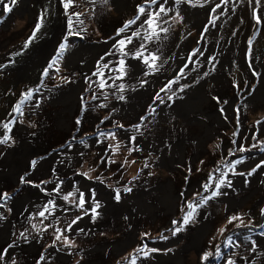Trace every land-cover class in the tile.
I'll return each instance as SVG.
<instances>
[{
    "label": "rangeland",
    "instance_id": "obj_1",
    "mask_svg": "<svg viewBox=\"0 0 264 264\" xmlns=\"http://www.w3.org/2000/svg\"><path fill=\"white\" fill-rule=\"evenodd\" d=\"M5 3L7 0L0 3V141L6 135L9 139L0 142V160L11 148H17L21 144V132L28 134L31 137L29 142L33 140L40 150L33 154L29 164L11 180L4 179V173L10 168L0 161V194L8 197L6 201L0 199V229L8 224L9 230L6 237L0 240V264H100L91 262L97 258L93 255V250L98 246H106L102 252L101 264H131L133 258L135 264H155L159 259L170 257L173 251L182 250L188 242L191 229L201 224L198 216L202 210H209L212 215L209 218V228L201 237L200 246H190L182 253L185 264H202V256L208 252L214 255L203 264H225L229 258L238 262L239 258L250 256L252 241L264 237V228L261 227L264 225V181L254 190L236 193L238 197L247 196L235 205H229L225 201L224 191L228 187V181L232 183L237 177H248L247 173L258 164L261 167L255 174L264 170V151L260 150L264 145L259 143L264 141V95L260 94L258 87L263 84L264 91V71L254 61V54L264 50V22L258 26V30L254 29L252 6L246 2L240 3L239 0H231L223 9L225 15L216 21V27L208 25L209 30L203 33L202 29L208 24L209 11L199 22L191 21L188 15L203 0H199V3L194 0L193 4L183 0H165L164 7L171 8V11L167 15L161 13L159 19L167 20L166 24L161 23L160 26L168 28V32L161 33L160 39L154 40L148 47L158 48L161 60L166 62L160 64L158 61L160 70L145 76V66V70L136 72L137 62L141 61L123 55L117 44L121 38L131 35L133 30L140 32L142 36L146 34L147 26H139L144 20V16H141L140 21L117 35L127 21L137 16L138 6L144 0H107V3L104 0H15V4L10 5L11 11H6ZM64 3L68 4L67 8L63 6ZM215 3L216 0H211L206 6L210 10ZM121 4L129 7L121 10ZM254 6L258 14L264 11V0H259ZM158 7L159 4L153 6V10ZM219 11L221 9H217ZM177 12L182 20L176 17ZM104 21H109L112 25L105 28L102 26ZM38 22L41 26L33 37ZM156 30L159 31V28ZM225 31L230 34L229 43L236 47L239 55L227 65V80L214 79L210 75L200 78L203 72L210 71L212 65L205 66L207 68L201 71L200 76L194 75L191 68L195 66L189 65L185 69V78L180 80V84L189 85L184 90L187 94L195 86L199 87V91L207 90L210 109L217 112L200 115L201 121L213 125L200 142L201 145L190 140L181 143L184 139L181 127L201 133L205 131L202 123L189 121L183 116H178L176 122V117L162 121L161 125L165 129L161 131L155 128L148 132V127L143 123L137 134H146L147 138L154 137L156 146H141L136 141L129 143L127 130H135L133 126L141 123V117L156 114L157 107L167 104V95H171L177 85H173L168 93L160 92V89L175 77L191 51L200 47L201 43L197 42L218 38ZM70 32L74 34L69 35ZM65 36L67 47L62 58L54 65L58 71L50 69L47 76H42ZM30 38L31 42L25 47ZM249 38L253 41L252 51L246 57ZM139 41L141 43L140 38L133 39L131 50L137 48ZM78 42L98 45L100 53L94 55L88 51L82 57L81 64L69 62L70 53ZM224 52L221 50V53ZM95 56L97 57L94 58ZM119 59L125 60V65L120 70L125 76L117 79L120 77L119 71L109 75L115 77L117 82L119 80V85L124 86L123 91L119 85L107 80L112 86L101 90L99 83L103 81L94 73L109 71L114 65L118 68ZM85 61L89 62L86 68L82 66ZM219 61L217 58L215 67ZM164 72L166 76L160 81ZM142 80L147 83L141 84ZM75 85H78V99H74L76 104L73 108L67 109L62 102L61 93L69 91ZM144 87L151 91V100L145 102L143 108L138 106V115L126 112L128 106L139 101L129 93H135ZM36 88H39V92L34 91L32 98L21 105L23 114L15 117V105L25 99L23 94ZM220 88H223L222 93L218 90ZM158 92L165 103H153V97ZM120 96L124 99H119ZM194 105L191 103L189 106ZM237 106L240 108L238 113L235 111ZM221 108L224 109L223 113ZM13 117L14 122L9 123ZM63 118L66 123L61 126L59 121ZM257 121L261 123L258 125ZM6 123L9 124L7 129L4 128ZM95 139H99L100 143ZM77 143L81 146L78 152H71L73 148H69L63 154L65 159L62 163L67 168L57 163L43 173H35V168L43 159ZM254 144L256 146L252 147ZM241 145L247 150L238 151ZM166 155L168 158L164 159L163 156ZM241 157L243 161L235 165L233 174L231 164ZM33 160L36 161L35 165L32 164ZM222 173H227V179L219 189L221 194L203 203L202 198L210 194L203 191V185L209 183L211 176L214 177L212 187H215ZM250 181L248 178V185L252 184ZM83 182L92 186L87 187L88 193L94 192L97 195L104 191L109 199H114L116 189H120L123 198L126 187L147 189L157 182L170 183L175 187L177 195L174 211L170 212L162 205V210L155 209L157 215L142 214L133 238L128 240V232L132 226L129 217L113 216L111 212H107L104 209V199L96 197L92 202V205L99 202V209L104 210L103 214H95L94 219L93 216L86 217L85 211L90 209L86 203L83 208L76 207L74 201L78 202L80 193H84ZM26 193L44 199L23 217L16 216L13 204ZM69 193L73 195L69 200H64L63 197ZM157 193L163 194L161 190ZM146 198L155 203L150 195H146ZM50 199L62 203L64 209L59 213H46L44 217H40L39 212L46 206L53 207ZM185 201L199 202L201 206L183 230L173 235V220L181 221L188 211ZM232 216L242 217L247 226L238 227L239 220L229 223ZM77 217L82 218L68 231V226ZM89 217L92 218L90 224H84ZM57 235H60L59 240L56 239ZM229 236L232 237L234 246H229ZM119 241L124 244L119 250L113 251L112 245ZM32 244L36 247L28 250L26 245ZM141 248L143 251H137ZM145 252L148 253L147 256L144 255ZM250 264H263V258L255 256Z\"/></svg>",
    "mask_w": 264,
    "mask_h": 264
},
{
    "label": "bare ground",
    "instance_id": "obj_2",
    "mask_svg": "<svg viewBox=\"0 0 264 264\" xmlns=\"http://www.w3.org/2000/svg\"><path fill=\"white\" fill-rule=\"evenodd\" d=\"M121 7V8H120ZM129 7V5H125V4H121L119 5V8L121 10H123L124 8ZM209 11V6H199L197 7L194 11L192 12H188L189 15V19L193 22H199L202 21V19L204 18V14L206 12ZM120 22V21H119ZM219 24V23H218ZM112 24H110L109 21H104L102 26L103 27H109ZM228 31H225L223 33L220 34V37L218 38H211L210 40H204L201 46V50L203 51L204 55L203 56H199L197 55L196 57H194V59H198L200 61L199 64L194 65L195 66V71H194V75L196 76H200L201 75V71L203 69H206L205 66H209L212 65L211 63H209L208 61V57L209 56H215L217 57L220 61L219 64L215 67V70H211L209 71V75L211 77H214V79L219 78L220 80L226 81L227 77H226V72L229 70V67H227L228 64H231V60L235 57H238V53L236 52V47L232 44L229 43V37L230 34H227ZM140 41L137 42V47L139 46ZM222 48V49H221ZM100 46L98 45H89L86 43H81L78 42L77 47L73 48V51L70 53V59L69 62H73L75 64H81V61H83V56L88 52H92L94 55L97 53H100ZM224 50V53H221V50ZM96 50V51H95ZM99 50V52H98ZM235 50V51H234ZM255 53V52H254ZM97 56H95L94 58H96ZM180 57H182V55H180ZM93 58V60H94ZM254 61L255 63L262 68V70L264 71V50H259L257 53L254 54ZM137 66H136V72H141L143 71L145 68L141 62H137ZM89 64V62L85 61L84 64L82 63V66L84 68L87 67V65ZM210 67V66H209ZM143 68V69H142ZM163 68V67H162ZM117 66L114 65L111 70L107 71V70H103L101 73L104 74V80H107L115 85H119V80L118 82L116 81L117 79L114 77L112 78V76H110L111 74H115V72L117 71ZM111 73V74H110ZM165 74H163L159 79L160 81L162 80V78H164L166 76V72H164ZM110 74V75H109ZM192 75V76H194ZM119 76L124 77L125 74L122 75L121 71H119ZM109 77H111L112 79H109ZM205 81V80H204ZM203 81V82H204ZM80 83V82H79ZM79 85V84H78ZM78 85L73 86L69 91L63 92L61 93L62 95V102L65 103L67 109H71L75 106V98H77V92H78ZM259 90L261 91V95H264V91H263V84H260ZM198 86H195L193 88V91L190 92V94H187V91H183L180 92V94L178 93L176 97L173 98V100L171 102H167L166 105L164 106H159L156 108L157 113L148 116L147 120L144 121V126L148 127V132H152L153 129L157 128L158 131H161L163 129H165V127H163L161 125V122L164 120H168V119H172L173 117L175 118V122L177 121L178 116H183L185 118H187L189 121H198L199 123H202V129H204V132H197V131H193L190 129H185L186 127H181L184 139L183 142L187 140L190 141H196L198 143V145H201V141H203L206 137V135L208 134V132L210 131V127H212L213 125L210 123H205L204 121H201L200 119V115H204V114H214L217 112L212 111L210 109L209 106V98H208V94H207V90L202 89V90H198ZM198 90V92H197ZM220 90V92H223V88L218 89ZM150 92L149 88H140L138 89V91H136L135 93H129L130 96H134L135 99L139 100L136 101V103H133L131 106H128L125 111L126 112H131V113H137L139 111L138 106L142 107L144 106L145 102L148 103V101L151 100V96H150ZM186 93V94H185ZM257 93V90L255 91V94ZM259 94V93H258ZM75 95V97H74ZM186 95V96H185ZM150 96V97H148ZM185 96V97H184ZM144 99V100H143ZM149 99V100H148ZM191 103H194V106H189ZM141 108V109H142ZM138 115V113H137ZM136 115V116H137ZM65 119H61L59 121V124L61 126L65 125ZM151 127V128H150ZM177 129V128H175ZM176 131V130H174ZM137 130L135 129H129L127 130V135L129 137L131 136H135L136 139V143L137 145H143V146H156L157 144L155 143V141L153 140L154 137H149L147 138L145 135L141 136L137 134ZM148 134V133H147ZM21 136H22V142L21 144L16 148H11L8 153L6 154V156L1 159L2 163H4L6 166H9V171L7 173H4V179L6 180H11L13 178H15V176L17 175V173L25 166H27L31 160V158L33 157V154H35V152H37L38 150H40L38 148V145H35V143L33 142V140L31 142H29L31 140V137L28 136V134L21 132ZM37 138H35L36 140ZM28 140V141H27ZM98 143H100L99 139H95ZM182 140V139H179ZM25 141V142H24ZM36 141L39 142V140L37 139ZM76 144V143H75ZM72 144L70 146H68L65 149H61L59 151L54 152L50 157L43 159L35 168V173L36 174H40L43 173L45 170H49L50 168H53L54 164H63L62 161L65 159V156H63V154L67 153L69 148H73L71 152H78V149L81 148V146H79V143H77V145ZM174 150H172L171 153H173ZM198 153V150L197 152ZM62 158V159H61ZM164 159L168 158V155L163 156ZM61 159V161H60ZM251 160H253L254 158H250ZM0 160V161H1ZM249 160V158L247 159V161ZM59 161V162H58ZM63 167H65V165L63 164ZM67 168V167H65ZM261 171V170H260ZM258 173H254V175L248 176V177H237V179L235 180V182L231 183V186L226 187L224 194H225V201L229 204V205H235L237 204L243 197H246V195H244L243 197H238L236 195V193L240 192V191H247V190H254L256 187L261 186L262 181H264V170H262L261 172ZM19 174V173H18ZM244 178V179H243ZM250 178L252 182L251 185H248L247 183V179ZM243 179V180H242ZM246 181V182H245ZM168 184H164V183H160L157 182L155 184H153L151 187L147 188V189H132L131 192H125V197L121 198L120 201H116L115 199H109L106 195V193L104 191H101L102 194H97L94 196V198L92 197V194L88 193L89 188H92V186H90L88 183L83 182L82 186H83V194H85L84 199H85V203L91 208L92 202L94 203V199L97 197L104 199V209H106L107 212H111L113 216H128L130 223L132 224V226L129 229L128 232V240L132 239L134 234H135V230L138 226L139 223V219L142 216V214H147V215H157V213L155 212L156 208H159L160 210H162V207L168 211H174V207H175V201H176V194H175V187L172 185ZM259 184V185H257ZM102 190H104L103 188H101ZM159 190H161L163 192V194H159L157 193ZM146 195H150V197L152 198V201H155V203H151L149 200H147ZM123 196V195H122ZM96 198V199H97ZM41 199H44V197H33L30 193H26L24 195H22L20 198H17L15 203L13 204V210L16 212L15 215L16 216H21L23 217L25 214H27V212H29V210L31 208H33L35 206L36 203H38ZM50 205H55V207H49L51 209V214H56L61 212L64 207L63 204L60 203L57 200H52L50 199ZM163 205V206H162ZM162 206V207H161ZM104 210L103 209H97L96 213H101L103 214ZM18 214V215H17ZM88 216H93L92 213H90ZM211 213L209 210H202L199 213L198 218L201 220V224L193 227L191 229V233L188 236V242L182 247V250H176L173 251L170 254V257L167 258H162L159 259L158 261H156L155 264H185L184 262V255L182 254L187 248H189L190 246H200L201 244V237L203 236L204 232L209 228V223H210V219H211ZM90 218V219H89ZM86 221H84V224L89 225L92 218L89 217ZM210 218V219H209ZM104 223H106V220H104ZM82 224V223H81ZM76 224L73 226L75 227ZM86 226V225H85ZM8 224H6L4 226L3 229H0V240L3 239L4 237H6L7 232H8ZM255 247L254 249H251V255L248 257H242L238 259V262H235L236 264H250L253 260V258L255 256H261L263 258V264H264V237H258L255 241ZM124 244V242L119 241L117 243H114V245H112V250L116 251L119 250L122 245ZM34 244H32V246L30 245H26V248L28 250H31L32 247H36ZM106 246H98L96 247L95 250H93V255L96 256V259H92L91 262H98V263H102L100 262L102 259V252L103 249H105ZM154 264V263H153Z\"/></svg>",
    "mask_w": 264,
    "mask_h": 264
},
{
    "label": "snow or ice",
    "instance_id": "obj_3",
    "mask_svg": "<svg viewBox=\"0 0 264 264\" xmlns=\"http://www.w3.org/2000/svg\"><path fill=\"white\" fill-rule=\"evenodd\" d=\"M105 3H107V0H104ZM174 2H180V0H174ZM183 2L188 3V4H193L194 0H183ZM197 3H199V0H196ZM231 2V0H216V3L210 8L209 10V20H208V24L205 26L204 29H202L203 33H206L209 29H208V25H210L211 27H216V21L220 19L221 16L225 15V12L223 11L224 8H226L228 6V4ZM240 3H247L249 6H252V16H253V27L254 29L258 30V26L264 22L262 21V17H264V11L260 12L259 14L257 13V9L255 8V4L259 3V0H239ZM0 3H4V0H0ZM164 3L165 0H144V3L140 6H138V14L137 16L133 19V20H129L127 21L117 32V35H120L122 33H124L127 29L130 28V26L134 25L137 23V21H140L141 16H144V20L142 21V23L139 25L140 27H144L147 26L145 28V35H141L140 32L133 30L131 35H128L126 37L121 38L120 40L117 41V44L121 47V49H123L126 45V43L131 44L134 38H140L141 43L139 44V46L133 51V50H129L128 52L123 53V55H128L131 56L134 59H139L141 61V63L143 65H145L146 71L144 72V75L147 76L150 73H154L160 70V67L158 66V61L160 62V64H163L166 62V60H161V56L158 54L159 53V49H150L148 47V45L153 42L154 40H159L160 39V34L161 33H167L168 32V28L166 27H161V23H167V20H163L161 21L159 18L161 17V13L167 15L168 12L171 11V8H165L164 7ZM211 3V0H203V3L200 4V6H204L206 4ZM15 4V0H7V3H5V9L6 11H11V7L10 5H14ZM159 4V7L156 8L155 10H153V6ZM63 6L65 8L68 7L67 3H64ZM217 9H221V11L217 12ZM176 17H179L182 20V17H180L179 12H177ZM175 18V17H174ZM43 19V17H41V20ZM155 21V27H153ZM243 22V21H241ZM40 23L38 22L36 25V29L33 32V37L35 36L36 31H39L40 28ZM69 28H71V23H69ZM159 28V31H157L156 29ZM74 33H69V35H72ZM233 35H235V32H233ZM255 35V33H254ZM31 39H29L28 42H26L25 47L28 46V43L31 42ZM203 39V37H202ZM252 38H249L247 43L249 45L248 50L246 52V57L250 56L251 54V45H252ZM198 44L201 43V41L197 42ZM67 47V36H65L64 38V42H62L59 46H58V50L55 54V57L49 62V64L47 65V67L44 69V72L42 73V76H47L49 73L50 69L56 70L58 71V69L54 68V65L57 63V60L59 58H62L63 53L65 51ZM197 55L199 56H203L204 53L200 48H196L193 49L191 51V53L189 54L187 60L185 61L184 65L178 70L177 74L175 75V77L171 80L168 81V83L160 89V92H164V93H168L169 91L172 90L173 85H177L175 91H172L171 95H167V101L171 102L173 100V98L176 96L177 92H183L185 90L186 87H189V85L187 84H180V80L182 78H185V69L189 68V65H196L199 64L200 61L198 59H194V57H196ZM217 60V57L215 56H209L208 57V61L209 63L212 64V69L211 70H215V61ZM118 65L119 67L116 69L117 71H120L123 66L125 65V60L124 59H119L118 61ZM249 66L251 67V61H249ZM105 67H107V65H105ZM111 70V69H110ZM191 70L195 71V67H192ZM94 75H96L98 77V79H100L101 83H99V87L101 90H103L106 86L111 87L112 85L108 84L106 80H104V74L101 72H96L94 73ZM209 75L208 71H205L202 73V76L200 78L206 77ZM121 77H117V79H120ZM109 79H112L111 77H109ZM197 82H199V80H197ZM93 83H95V81H93ZM147 83L146 80H142L141 84ZM123 85H119V88L121 91H123ZM35 92H39V88H36L35 90H29L28 92H26L24 95L25 99H22L20 101V103H18L17 105H15L14 107V112H16L17 114L22 115L23 113L21 112V105L23 103H25L26 100H29L32 98L33 94ZM96 97L94 96L93 99H95ZM119 99L123 100L124 97L120 96ZM215 99H217V101L219 102V98L216 97ZM156 101H159L160 103H165L164 98L159 94V92L153 97V103L155 104ZM224 103H227V101H224ZM103 106V105H102ZM220 111L223 113L224 109L221 108ZM235 111L238 113L240 111L239 106L236 107ZM155 112V108H153V113ZM147 116L141 117V123L134 125L133 127L139 131L140 128L142 127L143 123L145 120H147ZM226 118V117H225ZM15 117H13L12 121H9V123L14 122ZM80 121L78 120L77 123H79ZM261 122L257 121V124L259 125ZM9 124L6 123L4 124V128H8ZM122 127V126H121ZM103 135V133H102ZM114 135V134H113ZM234 135H236V133H234ZM255 139V135L253 137ZM9 139V137L6 135L4 137V139L0 142H6ZM136 139L135 136H131L129 137V143L134 142ZM233 143L235 144V141H233ZM260 144L264 145V141H260ZM256 145H252V147H255ZM247 149H245L243 147V145H241L238 148V151L240 152H244ZM261 151H264V147H261L260 149ZM230 155H234V153H230ZM243 161V157H241L240 159H237L235 161L232 162L231 167L233 169V174H235L234 169H235V165L240 164ZM36 161L33 160L32 164L35 165ZM264 163V162H262ZM148 165L146 164L145 167H147ZM261 165H257L255 168H253L251 171H249L247 173L248 176L253 175L256 170L258 168H260ZM240 175H244V173H240ZM22 182H23V178ZM227 179V173H222L221 177L219 179L218 182L215 183V187H212L211 182L214 180V177H209V183H206L203 185V191L210 193L207 196H204L203 199V203H207L208 200L220 195V187L221 185L225 184V180ZM228 186H231V181H228ZM54 191H58V189H54ZM125 192H131L132 189L130 187H126L124 189ZM73 193H69L68 195H65L63 197L64 200H69V197L72 196ZM199 195V194H197ZM95 193H92V197L94 198ZM7 195L6 194H0V199L6 201L7 200ZM114 199L116 201H120L121 199V192L120 189H116L115 190V195H114ZM76 207L79 208H83L84 204H85V199H84V194L80 193L79 195V200L78 202H75ZM201 206V204L199 202H192V201H185V207L188 209L187 212H185L184 216L182 217L181 221H176L173 220V235H175L176 233H179L180 231L183 230V227L186 226L193 218L194 215L197 211V209ZM53 207H55V205H53ZM100 207V203L96 202L90 209L85 211V215H88L89 212L93 214V219H94V215L98 214L96 213V210ZM51 214V209L49 207H45V209L43 211L39 212V216L40 217H44L45 214ZM262 215H264V210H262ZM82 217H77L75 220L72 221V224H70L68 226V231L71 230L72 226L74 224H76L78 222L79 219H81ZM240 221V224H238L237 226H241L244 225V221L243 218L240 216H232L229 218V223H232L234 221ZM178 225V226H177ZM247 226V225H244ZM262 228H264V225H261ZM221 231L223 232L224 229H221ZM62 234V233H61ZM264 234V233H262ZM23 235V234H21ZM146 235V234H145ZM57 240L60 239V235H57L56 237ZM247 239H251L250 237H247ZM228 240V244L229 246H234L233 244V240L232 237L229 236L227 237ZM65 242H67V237H65ZM255 241H252V245H253V249L255 247ZM146 247V245H145ZM219 248V246H218ZM137 251H143V248L138 249ZM151 251H156V249H151ZM2 255V254H0ZM145 256L148 255L147 252L144 253ZM214 254L211 252L205 253L202 256V264L204 261H207L209 259V257H212ZM41 259H43V257H41ZM131 264H135V259L133 258V260L131 261ZM225 264H235V262L232 259H226Z\"/></svg>",
    "mask_w": 264,
    "mask_h": 264
},
{
    "label": "flooded vegetation",
    "instance_id": "obj_4",
    "mask_svg": "<svg viewBox=\"0 0 264 264\" xmlns=\"http://www.w3.org/2000/svg\"><path fill=\"white\" fill-rule=\"evenodd\" d=\"M203 41H204V40L201 41V45H200L199 48H201ZM132 46H133V43H131V44H126L125 47H124L123 49L120 48L119 51H120L121 53L128 52L129 50L132 49ZM114 52H115V50H114ZM110 54H111V53H110ZM110 54H109V55H110ZM144 70H145V69H144Z\"/></svg>",
    "mask_w": 264,
    "mask_h": 264
},
{
    "label": "trees",
    "instance_id": "obj_5",
    "mask_svg": "<svg viewBox=\"0 0 264 264\" xmlns=\"http://www.w3.org/2000/svg\"><path fill=\"white\" fill-rule=\"evenodd\" d=\"M14 116L16 117L17 116V113H15Z\"/></svg>",
    "mask_w": 264,
    "mask_h": 264
},
{
    "label": "clouds",
    "instance_id": "obj_6",
    "mask_svg": "<svg viewBox=\"0 0 264 264\" xmlns=\"http://www.w3.org/2000/svg\"><path fill=\"white\" fill-rule=\"evenodd\" d=\"M130 35V34H129ZM114 49H115V47H114ZM112 64V63H111Z\"/></svg>",
    "mask_w": 264,
    "mask_h": 264
},
{
    "label": "water",
    "instance_id": "obj_7",
    "mask_svg": "<svg viewBox=\"0 0 264 264\" xmlns=\"http://www.w3.org/2000/svg\"><path fill=\"white\" fill-rule=\"evenodd\" d=\"M108 193V192H107Z\"/></svg>",
    "mask_w": 264,
    "mask_h": 264
}]
</instances>
